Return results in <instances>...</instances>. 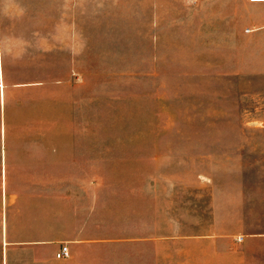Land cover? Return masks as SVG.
Here are the masks:
<instances>
[{
	"label": "rangeland",
	"instance_id": "1",
	"mask_svg": "<svg viewBox=\"0 0 264 264\" xmlns=\"http://www.w3.org/2000/svg\"><path fill=\"white\" fill-rule=\"evenodd\" d=\"M57 14L53 0H0V132L70 133L90 157L77 175H90L91 235L104 240L84 252L92 264H181L182 239L210 224L212 189L264 179L263 81L198 74L179 51L154 62L81 51V74L60 76ZM75 38L83 48L82 29ZM27 83L42 86H15Z\"/></svg>",
	"mask_w": 264,
	"mask_h": 264
},
{
	"label": "crops",
	"instance_id": "2",
	"mask_svg": "<svg viewBox=\"0 0 264 264\" xmlns=\"http://www.w3.org/2000/svg\"><path fill=\"white\" fill-rule=\"evenodd\" d=\"M53 11L58 12L55 27L67 29L62 35L59 30L53 42L54 53L62 54L60 76L81 74L76 71L81 51L152 62L172 59L179 51L194 61L198 74L259 77L264 83V1L53 0ZM77 29L84 32L83 48L77 47ZM140 66L142 71L134 74H155ZM5 76L0 62L1 125ZM56 86L63 91L73 87L69 80ZM73 139L70 133L50 132L10 137L1 128L0 264H92L84 252L104 240L91 235L90 175H77L86 165L90 171L91 159L69 146ZM45 140L55 142L46 147ZM210 206L204 233L182 239L181 264H200L201 259L204 264H264V179L215 187ZM62 246L68 256L59 259Z\"/></svg>",
	"mask_w": 264,
	"mask_h": 264
},
{
	"label": "built area",
	"instance_id": "3",
	"mask_svg": "<svg viewBox=\"0 0 264 264\" xmlns=\"http://www.w3.org/2000/svg\"><path fill=\"white\" fill-rule=\"evenodd\" d=\"M250 2H263L264 0H249ZM68 256V250L66 246H62L59 251L56 253V257L61 259V258H66Z\"/></svg>",
	"mask_w": 264,
	"mask_h": 264
}]
</instances>
